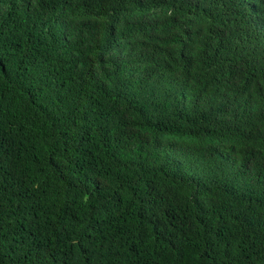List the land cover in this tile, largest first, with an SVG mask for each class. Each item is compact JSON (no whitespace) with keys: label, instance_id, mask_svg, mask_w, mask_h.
<instances>
[{"label":"trees","instance_id":"1","mask_svg":"<svg viewBox=\"0 0 264 264\" xmlns=\"http://www.w3.org/2000/svg\"><path fill=\"white\" fill-rule=\"evenodd\" d=\"M0 264H264V0H0Z\"/></svg>","mask_w":264,"mask_h":264}]
</instances>
